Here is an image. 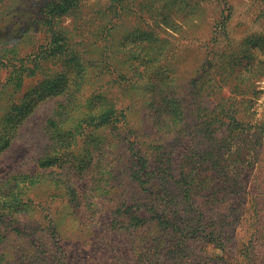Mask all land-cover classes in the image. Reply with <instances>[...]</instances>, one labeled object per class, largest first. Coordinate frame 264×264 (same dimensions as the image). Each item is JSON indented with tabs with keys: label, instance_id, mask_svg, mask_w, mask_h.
<instances>
[{
	"label": "rangeland",
	"instance_id": "374dc122",
	"mask_svg": "<svg viewBox=\"0 0 264 264\" xmlns=\"http://www.w3.org/2000/svg\"><path fill=\"white\" fill-rule=\"evenodd\" d=\"M50 1L0 0V264H234L251 253L264 264V0H79L54 20L66 47L30 74L51 40L41 19ZM215 26L228 34L213 67L227 69L226 84L198 80ZM144 31L163 42L162 57L139 76ZM142 96H168L170 124H155L162 105L150 111ZM108 104L128 108L138 140L171 152L173 168L193 141L229 166L223 178H200L191 217L203 236L124 229L148 194L131 178L134 137L90 122ZM215 104H231L238 125L203 138L198 118Z\"/></svg>",
	"mask_w": 264,
	"mask_h": 264
},
{
	"label": "trees",
	"instance_id": "16d2710c",
	"mask_svg": "<svg viewBox=\"0 0 264 264\" xmlns=\"http://www.w3.org/2000/svg\"><path fill=\"white\" fill-rule=\"evenodd\" d=\"M78 3L79 0H55L44 4L41 10V19L46 28L49 29L48 32L51 34V40L46 44V51H41L35 56L33 60L34 65L29 69L30 74H34L35 68L38 67L42 58L60 56L66 47V42L64 38H62L64 32L56 28L54 20L75 8ZM159 22L166 24L163 20H159ZM223 27L225 29H218V26H215V30L212 31L209 38L210 41L213 39L211 50L207 53L203 62L204 69L201 75L198 76V80H205V84L212 81H224L226 84L229 82L228 79L231 78L228 73L225 74L227 69L223 68V66L220 69L223 71L222 74L213 68L216 65L214 64L216 58L219 57L218 44H220V35L225 39L228 38L226 27ZM146 34L145 31L139 34V50L138 52H133V55H137L134 59L137 61L135 63L134 72L136 74L139 73V76H141L142 73H146L151 68V64L159 61V58L162 57L161 54H157V52H159L158 48L161 47L163 42L155 37L152 40L151 35ZM141 44L142 46H140ZM209 45L210 43H208V47ZM226 59L225 57L223 60L220 58L218 62L225 63L224 60L227 61ZM225 64H227L226 67L229 69L230 64ZM76 67L78 68V66ZM63 78L64 76L61 75L60 78L57 79L60 81L61 85H57L58 88H56L57 92H55V94L63 90L61 89L63 87L62 84L65 83ZM14 79L15 77L9 76L7 81L12 83L15 88H19L21 83H19V80L18 82L14 81ZM253 79H256L255 76L250 78L247 77L248 82L253 81ZM56 82L57 81L53 84ZM219 91L220 90H218V93H220ZM168 99V96H159V100L156 101L150 96H148V98H145V96L139 98V100H143L145 104H147L150 111L151 108L153 110L156 103H161V113L164 112V114L160 115L158 113L159 115L157 116H159V119L155 122V124L160 127L170 124V120L173 116L169 112L174 114L176 111L170 109ZM164 102L167 104L165 105ZM177 105L176 108L179 109V104L177 103ZM211 109L212 110L208 112L207 115L198 118V121H200L199 136L201 135L203 138H205V136L211 137V134L214 132L213 127L219 128L224 126L230 129L234 125H238L231 104H223L221 106L215 104ZM203 110L209 111L210 109L206 107ZM156 111L157 108L154 112ZM12 119L13 117L11 116L10 123L13 122ZM177 121H180L179 114L176 116V122ZM90 122L95 125V128H117L119 124H121V126H123L122 129L127 135H132L134 137L132 142H126L128 144V152L131 154L130 157L132 159L131 167L133 169L131 170V178L135 181L139 190L141 192H147L148 196L144 195V197L136 199V201H138L137 208L143 209L144 213L142 215H137L135 213L129 214L128 222L130 225L126 224L124 229L127 230L128 228L140 226H154L160 233H162L161 230L163 229L162 231H164L165 234L169 231L173 235L180 234L186 241L203 236L204 229L202 228L201 222L191 217L194 216L191 214L194 212V197L198 191V185L201 182L200 178L210 177L212 174L219 175L223 178L227 175L229 166L227 164L222 167L216 166L209 159L212 157V152L210 151L207 156L203 151H199L198 144L193 141L189 146L190 150L182 152V154L177 157L176 160L178 162L175 163L176 166L173 168L174 162L171 157V152H165L161 145L151 143V140L148 138L142 141L138 140V133L132 130V126L128 124V108L119 109L116 108L115 104H108L102 111L90 117ZM56 125L58 124L55 121L51 122V126L56 127ZM239 126L244 127V124H239ZM124 140H126V138ZM150 152L153 153L152 161L150 160ZM50 161L51 158L41 159L39 161V166H48L50 165ZM176 167L179 172L173 175V173L176 172ZM145 197L149 198V200ZM229 250L233 253L231 247ZM247 255V259L241 262L233 260L234 264H256L254 257L251 256L252 253ZM231 259H233V257Z\"/></svg>",
	"mask_w": 264,
	"mask_h": 264
}]
</instances>
